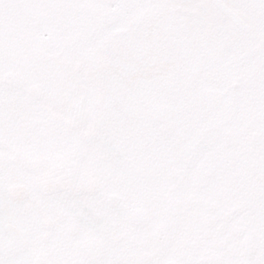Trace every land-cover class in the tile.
Here are the masks:
<instances>
[{
    "label": "snow or ice",
    "instance_id": "obj_1",
    "mask_svg": "<svg viewBox=\"0 0 264 264\" xmlns=\"http://www.w3.org/2000/svg\"><path fill=\"white\" fill-rule=\"evenodd\" d=\"M0 264H264V0H0Z\"/></svg>",
    "mask_w": 264,
    "mask_h": 264
}]
</instances>
